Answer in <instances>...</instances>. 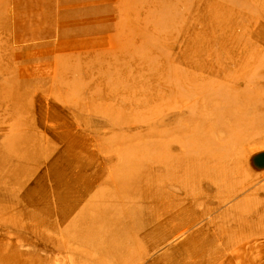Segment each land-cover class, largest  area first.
<instances>
[{"label": "rangeland", "instance_id": "obj_1", "mask_svg": "<svg viewBox=\"0 0 264 264\" xmlns=\"http://www.w3.org/2000/svg\"><path fill=\"white\" fill-rule=\"evenodd\" d=\"M264 0H0V264H264Z\"/></svg>", "mask_w": 264, "mask_h": 264}, {"label": "water", "instance_id": "obj_2", "mask_svg": "<svg viewBox=\"0 0 264 264\" xmlns=\"http://www.w3.org/2000/svg\"><path fill=\"white\" fill-rule=\"evenodd\" d=\"M253 162L257 167H264V152L255 155L253 158Z\"/></svg>", "mask_w": 264, "mask_h": 264}]
</instances>
